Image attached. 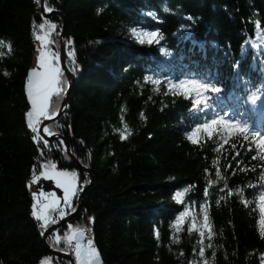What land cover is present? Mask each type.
<instances>
[{"label":"trees","instance_id":"1","mask_svg":"<svg viewBox=\"0 0 264 264\" xmlns=\"http://www.w3.org/2000/svg\"><path fill=\"white\" fill-rule=\"evenodd\" d=\"M33 1L0 0V264H67L48 255L27 186L34 166L37 175L45 163L76 172L75 208L89 178L59 141H35L27 127L34 37L41 23L55 24L58 54L61 29ZM45 8L63 17L74 77L66 110L48 133L61 135L92 177L80 214L48 245L75 258L66 241L71 225L93 240L102 264H262L264 145L243 131L194 128V102L173 80L188 70L227 88L235 74L264 86V0H45ZM148 30L159 31L158 42L141 45L137 36ZM61 100L53 98L57 111ZM181 212L188 215L177 230ZM52 216L60 220L58 211Z\"/></svg>","mask_w":264,"mask_h":264},{"label":"snow or ice","instance_id":"2","mask_svg":"<svg viewBox=\"0 0 264 264\" xmlns=\"http://www.w3.org/2000/svg\"><path fill=\"white\" fill-rule=\"evenodd\" d=\"M47 12H51V8L46 9ZM99 11H103L100 9ZM40 29L45 28V24L41 23L39 25ZM51 28H55V24L50 25ZM160 33L158 30H148L142 34H138L137 38L141 45H144L146 42L148 45H152L155 42H158ZM36 39L42 42L48 41L47 33L45 35H37ZM4 42L0 41V45H3ZM8 52L12 51L11 43L7 44ZM4 53L0 52V57H3ZM60 57L55 52L41 51L39 55L38 67L32 68L26 78V97L28 102H30V110L26 112V122L27 127L36 135L33 137V140L39 141L43 139L38 132L37 125L41 122V118H51L56 114L58 106H53V98H61L65 92V85L68 83L64 79V72L62 71L58 61ZM8 75V73H5ZM151 80L152 76L149 75L146 78ZM183 88H190L191 85H180ZM196 88L203 90V85H195ZM212 91H216L212 89ZM203 96L196 100V103L202 104ZM214 125H208V129ZM127 128V125H125ZM45 132H48L49 129L45 128ZM242 131H247V129H242ZM122 139H126L127 136H121ZM48 141L44 140V144L47 145ZM264 144V141L260 142ZM43 155V153H41ZM44 171H41L39 175L36 174L35 166L32 173V183H39L41 178L47 181H54V188L62 190V200L67 208H71L73 212L76 209L73 207V198L78 195V177L76 172L69 171H58L57 165L55 163H45L43 164ZM27 187H31L29 184ZM231 194V193H230ZM207 195V192H206ZM32 199L35 201L31 207V215L35 218L37 222H42L40 228L46 229L50 225L56 223V219L52 216L54 211L59 212L60 219H65V211L60 209L61 197L57 195L56 191H44L41 189L39 192L31 193ZM184 192L177 191L175 193V200L178 203H183L182 197ZM259 231L262 237H264V195L259 196ZM188 215L187 212H181L178 219L176 220V228L180 229L181 225L185 222V218ZM70 234L67 235L66 241L70 247L74 248L75 257L77 264H101V254L93 243L92 239L85 238V231L83 229L71 228ZM192 228H197L195 219L192 223ZM203 229L206 230L211 236L212 228L209 221V215L207 206L204 207L203 215ZM43 231L41 235H43ZM205 231H200V236L203 238ZM57 243L60 242V237H56ZM200 255H204V250L201 248ZM262 264H264V257L261 258ZM40 264H50L49 259H43Z\"/></svg>","mask_w":264,"mask_h":264},{"label":"water","instance_id":"3","mask_svg":"<svg viewBox=\"0 0 264 264\" xmlns=\"http://www.w3.org/2000/svg\"><path fill=\"white\" fill-rule=\"evenodd\" d=\"M44 2L45 0H41L40 1V12L42 14V16L44 18H50V17H55L57 18V20H59L62 28H61V31H60V35H59V57H60V60H59V63H60V67L62 68L63 72H64V75H65V78L66 80L68 81L67 85V89L64 93V96L62 98V101H61V104H60V107L58 109V111L56 112L55 115H53L51 118H47V119H44L43 122L40 124L39 128H38V132H39V135L43 138V140H47L48 142H51V141H59L64 149V152L68 155V157L72 160V162L74 163L75 167L79 168L80 171L84 172L87 174L88 178H89V183L88 185L83 188L78 196V199L76 201V211L75 212H72L71 214L65 216V219H61L59 221H57L55 224L51 225L49 228H47L43 233L42 235V240L45 244V248L47 250V253L49 256L51 257H54L56 259H59V260H62V261H67L69 264H75L74 260L67 254L63 253V252H60L58 250H55L53 249L52 247H50L47 243V238L49 237V235L57 230L58 228L60 227H63L69 223H71L79 214H80V211L82 209V199H83V195H84V191L90 187V185L92 184V177L90 175V172L88 169L84 168L83 166H81L77 160L75 159V157L72 155V153L70 152L69 148H68V144L66 142V140L61 136V135H58V134H55V135H52V136H48L46 134V132L44 131V129L52 122H55L57 120H59L62 115L64 114L65 110H66V105H67V101H68V98H69V95H70V92H71V89H72V85H73V75L71 74V72L68 70L67 66H66V62H65V59H66V51H65V35H64V31H63V17L56 11H51L50 13H47L46 10H45V7H44ZM31 3H32V0H31ZM32 69V67L27 71V76H28V73L29 71ZM26 76V78H27ZM24 96H25V99H26V102L29 106V110H30V102H28L27 100V97H26V84L24 86ZM28 110V111H29ZM102 264V262H101Z\"/></svg>","mask_w":264,"mask_h":264},{"label":"rangeland","instance_id":"4","mask_svg":"<svg viewBox=\"0 0 264 264\" xmlns=\"http://www.w3.org/2000/svg\"><path fill=\"white\" fill-rule=\"evenodd\" d=\"M32 2H35V1L32 0ZM39 5H40V2H39ZM55 29H56V27L53 29L50 27V24H49L44 29L41 30L39 35H45L47 33V36H48L47 42H42V41L37 40L36 36L38 34L35 35V37H34L35 54H34V58H33L32 68L38 67L39 55H40L41 51L52 52L51 43L53 42V40H52L53 36H55V32H54ZM65 49H66V43H65ZM67 56H68V59L71 58V53H68ZM28 110H29V106H28ZM42 119L43 118H41V121H42ZM40 124H41V122L37 125V129L39 128ZM41 171H44L43 167H42ZM54 183H55L54 181H47V180H44L43 178H41V181L39 183H32V180H31V182H30L31 187L30 188H31L32 192H39L41 189H43L44 191H56L57 195L61 197L60 208H63V207H65V205H64L63 200H62V195H63L62 190L55 189ZM50 264H52V263L50 262Z\"/></svg>","mask_w":264,"mask_h":264},{"label":"flooded vegetation","instance_id":"5","mask_svg":"<svg viewBox=\"0 0 264 264\" xmlns=\"http://www.w3.org/2000/svg\"><path fill=\"white\" fill-rule=\"evenodd\" d=\"M70 252L71 254H73V256L75 257V251H74V248L73 247H70ZM76 260V257L74 258Z\"/></svg>","mask_w":264,"mask_h":264},{"label":"bare ground","instance_id":"6","mask_svg":"<svg viewBox=\"0 0 264 264\" xmlns=\"http://www.w3.org/2000/svg\"><path fill=\"white\" fill-rule=\"evenodd\" d=\"M61 28H62V26H61ZM60 31H61V29H60ZM61 69H62V68H61ZM62 71H63V70H62ZM73 85H74V82H73ZM73 85H72V87H73ZM67 87H68V85L66 84V86H65V91H66ZM64 93H65V92H64ZM62 96H64V94H63Z\"/></svg>","mask_w":264,"mask_h":264}]
</instances>
